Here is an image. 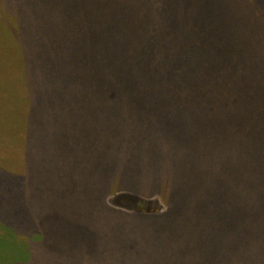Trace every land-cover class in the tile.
<instances>
[{
  "label": "trees",
  "instance_id": "1",
  "mask_svg": "<svg viewBox=\"0 0 264 264\" xmlns=\"http://www.w3.org/2000/svg\"><path fill=\"white\" fill-rule=\"evenodd\" d=\"M215 1L196 0L181 20L196 29L209 27L207 21L210 26L229 25L212 39L173 45L147 41L144 46L129 40L94 39L88 47L95 52L81 58H77V50L70 49L66 69L48 77L54 91L51 85L61 90L56 78L63 89L59 94L50 91V99L44 98L49 85L43 75L0 70V139H15L9 148L18 146L21 153L6 157V147L0 149V195L10 198L8 182L35 165L37 181L41 180L40 191L26 188L19 196L25 199L19 204L25 209L23 219L12 220L14 214L8 219L13 225L9 229L15 233L3 226L0 264H148L156 260L158 264H264V0H231L242 17L237 27L229 19H220L223 11L217 6H223ZM15 2L17 16L5 13L0 21L12 28L19 26L21 35L30 38L26 27L32 13L36 18L40 7L48 8L55 0ZM64 3L88 8L130 6L135 15L138 10L160 6V0ZM176 21L172 17L166 20L169 24ZM14 42L19 44L16 52L20 58L26 43L23 38ZM153 49L155 53L145 62ZM172 53L167 64L174 60L175 65L169 66L174 70H166L164 75L170 74L164 80L172 84L179 103L195 104L190 130L195 135L194 144L191 142L195 153L190 168L172 182L159 184L155 191L142 192L124 179L98 189L66 180L73 172L52 163L50 155L60 152L55 148L60 142L49 141L52 133L60 134L52 130L60 117L58 103L88 102L92 94L101 103H112L118 88L109 84L115 82L111 72L120 67L123 58L135 59L128 68H119L131 73L136 66L131 67L143 61L138 76L149 69L151 58L161 61ZM88 61L98 68L86 67ZM147 75L152 80V73ZM144 98L159 102L153 91H147ZM49 109L56 115L50 125ZM36 147L39 154L47 151L35 160ZM39 201L40 215L35 206ZM229 214L237 215V227L228 226ZM103 217L109 220H101ZM209 223L216 228L228 226L230 235L218 236ZM234 230L237 233L232 235Z\"/></svg>",
  "mask_w": 264,
  "mask_h": 264
},
{
  "label": "rangeland",
  "instance_id": "2",
  "mask_svg": "<svg viewBox=\"0 0 264 264\" xmlns=\"http://www.w3.org/2000/svg\"><path fill=\"white\" fill-rule=\"evenodd\" d=\"M122 1L116 0L118 4ZM195 1L160 0V6L138 10V15H135L130 6L88 8L83 5L67 6L64 0H55L52 6L45 9L40 7L37 12L35 10L36 18L32 13V21L26 27L30 38L25 34L21 35L19 26L12 28L0 21V70L17 75L41 74L44 76L45 84L49 85V75L66 69L67 53L70 49L77 50V58L95 52V49L88 47L90 40H129V43H139L141 46L148 42L190 44L198 38L212 39L218 32L229 28L226 23L225 29L210 26V22L207 21L205 23L209 27L196 29L191 24L182 22L184 12H187ZM214 3L223 6H217L223 11L220 19H229L230 24L237 27L242 18L238 5L231 0H217ZM15 6H17L15 0H0V20L5 13L17 16ZM207 9L208 7L205 8ZM216 10L217 8H214V11ZM171 17L178 19L179 22L170 24L166 22ZM98 19H102L103 23L95 22ZM18 38H23L26 43L21 47L20 58L16 52L19 44L16 42L12 44ZM155 51L156 49H153L152 53L147 54L145 62ZM164 52L162 50V55ZM173 56L174 53L165 55L161 61H154L151 58L152 64L149 69H145V73L138 76L136 73L143 61L140 64L135 63L131 68L136 67L131 73L119 68H128L135 59L123 58L119 70L111 72L115 82L109 84L118 88V97L112 103H101L93 94L92 100L88 102L77 100L58 103L60 117H57L58 120L52 126V130H59L60 134L52 133L49 141L50 144L60 142L59 146H55L60 152H50V155L52 163L62 167L64 171L73 172V176L65 178L66 180L74 181L79 186L91 184L98 189L105 183H116L124 179V182H134L142 192L155 191L160 188L159 184L172 182L175 176L190 168L195 153L191 145V142L194 144L195 135L190 131L193 130L195 104L190 101L179 103L171 90L172 84L164 80V76L170 74L168 72L164 75L166 70H174L169 68L171 64L175 65L174 60L167 64ZM90 62L85 63L86 67L96 70L97 64L93 65L91 62L90 67ZM147 73H152V80ZM158 78L163 79L157 81ZM56 81L61 90L58 91L53 85L51 86L57 91L50 85L45 86L48 89V92H44L45 99L51 98L50 91L56 94L62 92L57 78ZM147 91L156 92L159 102L144 100ZM51 107L57 109L56 105ZM51 113L53 111L50 112L49 109V125L56 119V115ZM14 145L15 139L10 141L0 139V149L4 146L7 149L6 157L10 156L11 152L21 154L18 146L15 149L9 148ZM46 151L43 150L42 154ZM1 153L0 150V157ZM42 154L38 153L36 147L35 160L37 155ZM37 168L35 165L26 172L24 170L22 175L8 182L7 187L12 190L9 193L10 198L5 199L3 194L0 195V240L3 239L1 235H5L4 227L15 233L13 229H9L13 227L8 221L12 214H14L12 220L16 217L19 221L23 219L25 209L19 204L25 199L19 196L26 188L40 191L41 180L37 181L39 176ZM16 173L20 174V171ZM237 179L238 176L235 175L234 181ZM37 196H40V192ZM159 204L163 206L161 202ZM35 206L40 215L42 203L39 201ZM173 216L175 213L170 215ZM229 217L231 223L228 226L237 227L239 221L237 215L229 214ZM101 220L109 218L103 217ZM208 225L220 237L225 233L230 235L226 229L228 226L216 228L217 226L212 223ZM235 233L237 230H234L232 235ZM2 254L4 253L0 249V258ZM157 262L158 260L149 261L148 264H158Z\"/></svg>",
  "mask_w": 264,
  "mask_h": 264
}]
</instances>
